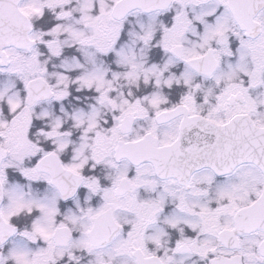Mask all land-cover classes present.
<instances>
[{
  "label": "snow or ice",
  "instance_id": "obj_1",
  "mask_svg": "<svg viewBox=\"0 0 264 264\" xmlns=\"http://www.w3.org/2000/svg\"><path fill=\"white\" fill-rule=\"evenodd\" d=\"M0 72V264H264V0H0Z\"/></svg>",
  "mask_w": 264,
  "mask_h": 264
},
{
  "label": "clouds",
  "instance_id": "obj_2",
  "mask_svg": "<svg viewBox=\"0 0 264 264\" xmlns=\"http://www.w3.org/2000/svg\"><path fill=\"white\" fill-rule=\"evenodd\" d=\"M65 2L67 4H70L73 8H75L79 4L83 3V0H65ZM102 2L106 6L110 7L111 5H113L115 3V0H102ZM171 2L173 5V9H176V8L183 9L184 4L185 3H191L192 0H171ZM125 23L127 26L128 33L139 32L142 34L143 31L145 30V27L148 24L154 23L153 14L148 13V12H144V11H133V12H130L129 15L127 16ZM155 23L158 26V25H162L164 23V21L157 18V21ZM131 40H132V37L129 36L128 39L125 41V44H131ZM196 41H197V38L194 36H188L185 38V40L183 41V44H184V48H185L186 52L195 51ZM142 46H143L142 42H140V41H137L135 45H132V47L135 49H139ZM86 59L89 60V64H88V70L89 71H95L98 64H103L107 68H109L110 70L112 68L111 63L103 60L102 57H99L97 55V53L95 52V49L89 50V57ZM91 59L97 60L98 64L91 63L90 62ZM145 59H147V57ZM112 63H116V70H119L121 72L120 79L113 85V90L117 91L118 94L122 93L124 91V89H128L130 94H134V93H132V88H135L137 91H139V84L140 83H144L145 86H148V82H145L142 79V77L144 75L142 69H139V68L138 69H132L130 64H121L118 61H113ZM172 67L175 68L176 65H172ZM129 71L136 73L137 75H139L141 77V79L137 80L136 83H131L124 75V73L129 72ZM8 76H9L8 73L0 72V78H7ZM133 79H136V77L134 76ZM197 82H200V81H197ZM5 83H6V79H0V87H2ZM158 90L163 92L162 88H158ZM19 91H20L19 88L9 90L7 93L4 94L3 98H0V116L3 115V108H4V105L7 103L8 96H10V95L14 96V98L20 99L21 102H24L23 98L19 97V95H18ZM64 99H67V97H65ZM84 99H87V98H84ZM57 104L60 105L59 111L56 108ZM40 110L41 111H48V112L52 113L53 116L60 115L63 118V123L67 124L71 120L73 114L78 109L76 108L75 105H72L71 108H69L68 105H65L63 103V100H61V101H55L54 100L51 104H45L43 107H41ZM107 115H108L107 112H103L101 119H106ZM36 118L37 119L41 118L39 113H36ZM51 123H52V119L48 118L47 119V126L50 127ZM79 130H80V128L75 125L74 121L72 123V126L68 129V131L72 135H75V133ZM66 139L71 140V136L67 137ZM37 142L40 144L47 143V137L42 138L41 134L39 132H37ZM69 146H71V145H69ZM111 171H112V169H106L105 170L104 176H103L104 180H109ZM93 198L95 199L96 197H93ZM100 198L102 199V194H100ZM86 203L90 204L91 202L86 199ZM0 251H2V249H0Z\"/></svg>",
  "mask_w": 264,
  "mask_h": 264
}]
</instances>
